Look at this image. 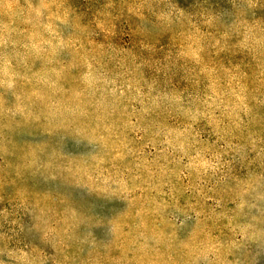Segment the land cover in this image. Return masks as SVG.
<instances>
[{
  "label": "rangeland",
  "instance_id": "obj_1",
  "mask_svg": "<svg viewBox=\"0 0 264 264\" xmlns=\"http://www.w3.org/2000/svg\"><path fill=\"white\" fill-rule=\"evenodd\" d=\"M0 264H264V0H0Z\"/></svg>",
  "mask_w": 264,
  "mask_h": 264
}]
</instances>
